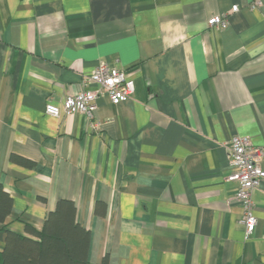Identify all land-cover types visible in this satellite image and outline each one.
I'll list each match as a JSON object with an SVG mask.
<instances>
[{
	"label": "crops",
	"instance_id": "crops-1",
	"mask_svg": "<svg viewBox=\"0 0 264 264\" xmlns=\"http://www.w3.org/2000/svg\"><path fill=\"white\" fill-rule=\"evenodd\" d=\"M260 1L0 0L10 229H40L63 198L89 230L87 264H264V180L245 239L226 179L232 136L264 149ZM233 4L226 28L207 26ZM100 61L134 80L129 98L98 96L91 119L45 112L81 90Z\"/></svg>",
	"mask_w": 264,
	"mask_h": 264
},
{
	"label": "built area",
	"instance_id": "built-area-1",
	"mask_svg": "<svg viewBox=\"0 0 264 264\" xmlns=\"http://www.w3.org/2000/svg\"><path fill=\"white\" fill-rule=\"evenodd\" d=\"M260 2L251 0L248 7H257ZM238 9L239 5L233 4L230 10L213 14L206 22L207 26L226 28L229 14ZM90 83L95 84L96 88H89ZM82 84L81 90L68 94L60 103L47 102L45 112L54 117L80 112L91 119L94 117L95 100L98 96L104 95L116 105L134 92V80L126 70L111 66L105 61H100L91 73L82 79ZM98 128V123L92 124V129ZM263 154L264 149L254 146L249 136L234 135L227 143V158L232 170L226 179L235 184L231 199L238 202L242 208L238 221L243 226L245 239L251 236L257 223L253 192L264 180V168L261 165Z\"/></svg>",
	"mask_w": 264,
	"mask_h": 264
},
{
	"label": "trees",
	"instance_id": "trees-1",
	"mask_svg": "<svg viewBox=\"0 0 264 264\" xmlns=\"http://www.w3.org/2000/svg\"><path fill=\"white\" fill-rule=\"evenodd\" d=\"M12 159L18 158L12 156ZM19 159L24 158L19 157ZM31 165V163L26 162ZM12 197L0 183V264H87L89 230L75 220L72 200L59 199L36 229L25 223L23 234L10 229Z\"/></svg>",
	"mask_w": 264,
	"mask_h": 264
}]
</instances>
